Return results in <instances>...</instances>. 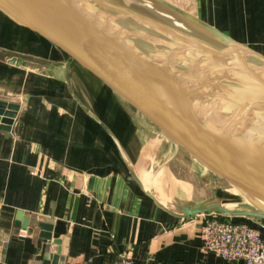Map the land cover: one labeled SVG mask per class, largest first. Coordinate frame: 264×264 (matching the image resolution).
Segmentation results:
<instances>
[{
	"label": "crops",
	"instance_id": "obj_1",
	"mask_svg": "<svg viewBox=\"0 0 264 264\" xmlns=\"http://www.w3.org/2000/svg\"><path fill=\"white\" fill-rule=\"evenodd\" d=\"M156 1L180 9L201 34L214 36L213 27L264 56V0ZM13 55L61 67L63 76L11 64ZM0 100L19 107L11 130L0 128V264H113L123 252L141 264H244L202 249V215L212 212L248 222L264 238V217L220 210L252 208L92 73L2 11Z\"/></svg>",
	"mask_w": 264,
	"mask_h": 264
},
{
	"label": "water",
	"instance_id": "obj_2",
	"mask_svg": "<svg viewBox=\"0 0 264 264\" xmlns=\"http://www.w3.org/2000/svg\"><path fill=\"white\" fill-rule=\"evenodd\" d=\"M97 1L110 9H116L106 1ZM162 3L175 14H182L172 4ZM0 11L92 73L182 147L210 175L225 183L229 189L234 186L238 192L233 193L245 196V201L252 208L234 211L219 204L220 210L264 217V151L257 139H263L264 136L246 138L235 133L233 128L242 124L236 122L239 121L238 117L236 121L233 119L235 114L231 111L234 103L230 99L231 92L200 84L196 82L197 79L194 80L195 74L182 71L171 62L157 60L148 53V47L139 46L141 42L138 36L132 35L116 22V15L111 17L118 25L101 16L86 0H0ZM209 28L215 37L226 41L228 49H246L250 59L254 57L259 60L258 66L264 72L262 54L213 27ZM172 40L185 43H175V48H185L187 42H192L184 36ZM164 41L170 46L174 44L165 38L160 40L162 43ZM195 48L204 49L203 52L210 57L207 44H199ZM233 56L238 64L244 65L240 63L241 56ZM8 62L44 74L63 76L61 67L43 64L27 55H13L8 58ZM204 93L211 99L202 100L200 97ZM18 108L16 104L0 100L1 129L11 130ZM209 210L211 208L206 206L193 209V213ZM29 222L28 217L23 227L29 228ZM45 237L51 238V235L46 232Z\"/></svg>",
	"mask_w": 264,
	"mask_h": 264
},
{
	"label": "rangeland",
	"instance_id": "obj_3",
	"mask_svg": "<svg viewBox=\"0 0 264 264\" xmlns=\"http://www.w3.org/2000/svg\"><path fill=\"white\" fill-rule=\"evenodd\" d=\"M86 1L96 11H98L101 16L105 17L113 23L117 22L132 35L135 34L136 36H138V39L142 44H139V46L144 47L145 45L146 48L148 47V50L150 52H153L160 56L163 61H166L168 63L171 62L174 66L180 68L182 71H188L192 74H195L196 76H194V80L197 79L196 82L199 81L200 84H203L205 86H217L218 88L216 87V89L227 90V92H231L232 96L230 99L239 105L238 108L240 110H243V112H241V116H239V114L237 115L238 119L240 121L242 118L246 119V124L249 125L253 130L255 129L254 123L250 119L249 115L247 117L246 114V101L248 102V105L249 103H251L248 109L252 110V114H254L253 117L258 120L260 126L264 127V99L259 101L258 103H255V100H253L252 98L259 100L261 97L259 98L250 95L255 91L253 87L256 84H262V86L264 85V77H262L260 71H257L254 66H251L248 63H246V66L238 64V61H236L233 55L241 57L243 55H239L235 51H232V49H228V47H226V41L213 36V33L209 31L206 32L204 28L203 29L205 33L201 34L199 31H201L200 29L202 27L196 24L193 19H186L184 16L172 14L173 12H168L167 8L164 5H161V3L156 0H103L104 2L106 1L108 5L116 7L117 10L113 8L110 9L108 6L100 4L97 0ZM111 15L117 16L116 22L113 20ZM162 31L166 32V36L168 38L171 37V39H179V37L181 38L184 36L189 37L192 42H187V46H185V48L172 47L165 41L163 43L160 42V40L165 37V35L164 37L162 36ZM145 32L147 34H145ZM180 42L174 43H178L180 45L185 44ZM199 44H207L210 47V57L205 52H202V49L195 48ZM217 55H219V57L215 58L217 57ZM218 59L219 67L218 69H216L217 67H214V63L216 60L218 61ZM250 61L254 62L253 64L257 65L258 67L259 60L257 58L253 57L252 59H250ZM226 68L229 70V74H225L221 79H218L217 73L219 71L217 70H225ZM245 72L246 74H244ZM248 73L254 75L255 77L250 79L248 77ZM244 79L246 80V83L242 81ZM254 132H256V130H254ZM257 139L260 141V145H262L261 148L264 151V138L262 139L261 137H258ZM221 183L222 182H220V184ZM222 184L225 185V183ZM229 191L231 193L238 192V190L234 186H230ZM226 193L229 194L228 191ZM233 195L236 196L235 193ZM237 197L245 201V196ZM246 199H248V197H246ZM247 204L248 203L246 202V205ZM222 205L231 210L240 211L242 210L240 209V207H242L243 204L241 205L237 203L235 208H230L234 207L232 205Z\"/></svg>",
	"mask_w": 264,
	"mask_h": 264
},
{
	"label": "built area",
	"instance_id": "obj_4",
	"mask_svg": "<svg viewBox=\"0 0 264 264\" xmlns=\"http://www.w3.org/2000/svg\"><path fill=\"white\" fill-rule=\"evenodd\" d=\"M27 230L20 232L26 235ZM202 249L229 261L264 264V238L260 229L248 222H235L221 213L202 215L200 228ZM113 264H141L123 252Z\"/></svg>",
	"mask_w": 264,
	"mask_h": 264
},
{
	"label": "bare ground",
	"instance_id": "obj_5",
	"mask_svg": "<svg viewBox=\"0 0 264 264\" xmlns=\"http://www.w3.org/2000/svg\"><path fill=\"white\" fill-rule=\"evenodd\" d=\"M161 31V30H160ZM162 36L164 37V35H165V37L164 38H166V40H172L171 39V37L170 38H168L166 35V32L165 31H162ZM145 34H147L146 32H145ZM151 35V34H150ZM169 35H171V34H169ZM147 36H149V35H147ZM155 37V36H154ZM151 38V37H150ZM173 38V37H172ZM153 39V38H152ZM155 39V38H154ZM158 39V38H157ZM152 41V40H151ZM177 41V40H176ZM173 42V41H172ZM178 42H180V41H178ZM156 43H158V42H156ZM181 43V42H180ZM178 44V43H177ZM177 44H171L172 46H174V47H176V45ZM182 45V44H181ZM212 48V47H211ZM204 51V49L202 50V52ZM218 51V50H217ZM234 51L237 53V54H239V55H244V58H246V59H248L249 61V64L251 65V66H254V68L257 70V71H261V74H262V77H264V72H262L263 71V69L262 68H260L259 66L257 67V65H254L253 63H251V61H250V55L247 53L246 54V49H240V48H235L234 49ZM148 53L149 54H151L152 56H154V58H156L157 60H159V61H162V58H160V56H158L157 54H155V53H153V52H150V51H148ZM246 55V56H245ZM243 57V56H242ZM240 63H242V62H240ZM245 65V64H244ZM214 67H217L216 69H218V67H219V62H216L215 61V63H214ZM227 69V68H226ZM217 70V71H219L218 73H217V78H219V79H221L225 74H228V72H229V70L227 69V70ZM244 74H246V72L244 73ZM246 77V76H245ZM250 79H252V78H254L255 76L254 75H250V76H248ZM244 83H246V80L244 79V80H242ZM257 83H259V82H257ZM254 89H255V91L253 92V93H251L250 95H253V96H255V97H261L259 100L258 99H254V98H252L253 100H255V103H258L259 101H261V100H263L264 99V85L262 86V84H256L254 87H253ZM203 89H205V88H203ZM251 89V88H250ZM253 90V89H252ZM207 91V90H206ZM249 92V91H248ZM205 95V96H204ZM204 95H203V97H200L202 100H206L207 98L210 100L211 98L209 97V95H207L206 93H204ZM208 100V101H209ZM263 104H264V101H263ZM250 105H251V103H249V105H248V102L246 101V106H247V117H248V115H249V117H250V119L252 120V122L254 123V127H255V129H253L252 130V128L249 126V125H247L246 124V119H243L242 118V120L240 121H236V120H238L237 119V115L239 114V116H241L242 114H241V112H243V110H240L239 108H238V104H236V102H234V103H232V107H231V111H232V113L233 114H235V116L233 117V119L236 121V122H238V123H240V124H242L241 126H238L237 128L236 127H234L233 129H234V131H235V133L238 135V136H240V137H244V136H246V138H252V137H255V136H260V135H263L264 136V127H262V126H260V124L258 123V120H256L254 117H253V115L254 114H252V110L251 109H248L249 107H250ZM256 106V105H255ZM248 110H249V113H248ZM245 124H246V126H245ZM254 130H256V132H254Z\"/></svg>",
	"mask_w": 264,
	"mask_h": 264
}]
</instances>
